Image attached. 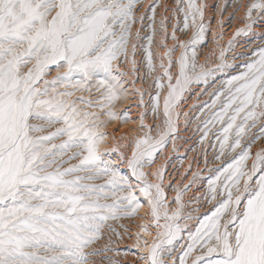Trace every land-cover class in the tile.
<instances>
[{"label":"snow or ice","instance_id":"obj_1","mask_svg":"<svg viewBox=\"0 0 264 264\" xmlns=\"http://www.w3.org/2000/svg\"><path fill=\"white\" fill-rule=\"evenodd\" d=\"M176 2L183 13L179 31L192 33L181 40L174 26L175 43H162V72L154 77L158 91L151 110L154 114L160 110L159 90L165 88L166 78L164 120L156 126L155 136L151 126L141 123L148 131L136 138L127 159L137 180L133 185L103 158L114 149L99 148L105 134L89 120L97 114L83 111L71 97L75 91L90 90L91 80L102 73L97 90L103 89V103L98 107L116 118L111 106L125 93L120 64L129 60L133 36L140 35L139 30L132 31L138 0H0V264H89L98 250H86L101 238L107 221L135 215L141 207L137 189L150 206L153 224L162 229L151 244L144 241L147 255L140 258L146 264H166L163 255H172L180 240L185 243L179 246L178 264H189V258L190 264H264V148L253 154L251 143H244L258 125L264 137V45L257 46L242 70L208 94L210 102H203L196 116L201 142L210 134L215 138V159L235 155L208 179L206 199L217 204L186 238L188 224L180 221L193 217L183 213L182 193L199 174L193 173L175 197L178 207L169 212L163 170L155 173L159 183L150 182L143 170L155 162L169 139L175 141L177 107L184 94L192 85H208L216 73L233 67L225 61L224 49L214 66L198 62L196 46L206 31L204 6L198 0ZM254 11L264 14V0H252L246 11L249 23L234 37L252 32ZM155 12L153 7V34ZM160 28L167 35L163 19ZM152 44L149 36L145 46L149 72L156 69ZM131 46L136 71V44ZM52 67L56 72L48 79ZM74 75L80 78L73 80ZM102 177H107L103 183L91 182ZM218 195L224 198L217 200ZM136 235L139 247L140 234ZM172 264H177V257Z\"/></svg>","mask_w":264,"mask_h":264},{"label":"rangeland","instance_id":"obj_2","mask_svg":"<svg viewBox=\"0 0 264 264\" xmlns=\"http://www.w3.org/2000/svg\"><path fill=\"white\" fill-rule=\"evenodd\" d=\"M217 1L220 2V4L223 7L227 6L228 8L226 10L225 9L222 10L223 8L219 9L217 5L218 3ZM243 1L246 2V4L248 3L247 4L248 6L249 4L252 3V0H247V1L243 0ZM243 1L242 0L241 1L240 0H215V1L198 0V3L204 6L203 19H204V24L206 26L205 39L196 46L198 62L200 64L203 63L202 65H205L206 67L209 66L212 67L216 63L220 62L219 55L221 50L224 49L226 50L224 59L228 64L233 65V67L226 68L223 72L216 73L213 79L210 78L211 85L208 84L210 85V87L207 86L208 88L205 91L206 93L204 92L201 96L198 97L197 100L192 101L193 102L192 108L194 109H190L189 112H187L188 116L184 115L185 112L184 113L182 112L180 114L181 118L179 119L182 120L184 119L183 122H181V124L184 125V129L182 130L183 132L182 131L179 132V136H182V133L184 134L183 138L185 137L184 138L186 143L185 145H187L188 147L186 148L185 151H183L184 153H179L178 155L179 150L178 149L177 151L176 149L174 150V147L172 145L173 140L169 139L167 145L161 150V152H159L155 156V162L150 165L146 164L144 166V171L147 173L146 178L152 183L160 182L157 176L155 175V173L160 169L163 170L162 188L165 193V198L167 201V207L169 209V212H171L172 210L178 207L177 203L175 202V197L178 194V192H180V190L183 189L185 184H188L189 181L192 180L193 173L199 174V179L197 180V182L192 184L186 191H183L182 193L183 213L185 215L191 214L193 217L191 220L188 221L185 220L180 221L181 224L184 223L188 224V229H186L184 232L185 238L187 236V231L188 230L194 231L195 228L198 226L199 220L203 219L205 215H210L211 211L214 210V205L217 204V201H212L211 203H209L206 199L208 195V179L215 174L216 168L221 167L224 164L230 162V157L235 155V153H230L228 158L222 157L221 160H216L215 156L218 154V145L216 147L212 146L216 144L215 138L210 134L208 140L201 142L200 140L201 131L197 127L199 121L196 119V116L199 113V109L200 107H202L203 102L209 101L208 94L212 92L214 88L218 87L223 81L227 80L233 75H236L238 71L242 70L244 62L252 58L253 52L257 50V46L264 45V21H262L264 17L260 18L261 16H264V14H260V16L258 17V13L255 11L253 12V17H255V20L252 23V29H253L252 32H249L246 35L241 34L235 37L229 35L230 38L229 37L227 38V36L225 38H221L222 35L220 36L219 32L217 33L214 32L215 29H213L214 28L213 25H215L216 23L215 20H220V22L222 20H225L223 18L224 17L223 12L226 13L227 10H230L229 8H232L233 5H234L233 9H237L241 5L240 2L243 3ZM230 3L232 4V6ZM248 6L245 9L246 11ZM153 7L156 9L155 25H154L156 29L155 34H153V27H152ZM215 7L217 8L216 10L218 9L219 10L218 11L214 10ZM134 11L137 19L135 24L132 26V31L133 33H135L137 30H139L140 35L138 38L133 36V39L129 44V60L123 61L120 64V70L123 73H125V75L121 77L124 85L125 93H123L120 99L116 101L114 105L111 106L112 110L117 113L116 118L115 119L110 118L106 114L107 109L98 107L99 104L103 103V101L100 99L103 89L97 90L98 87L97 81L103 78L102 73L94 76V78L91 80V82L88 85V89L90 90L75 91L71 99L74 100L77 106L83 111L97 114L95 117H89V120L94 121L98 125L96 129L98 132H102L105 134L103 138L104 144L101 145L102 149L103 150L114 149V151L106 152L109 157L113 155L111 157L112 159L110 160L113 166L118 168L121 175L128 177L129 181L133 185H136L137 180L135 177L132 176L131 170L126 165H127V159L131 156L132 150L134 148L136 138L142 136L148 130V128H142L141 123L143 122V124H145L146 122L145 125L151 126V128L153 129L152 132L154 133V134L152 133V135L155 136V133H157L156 132L157 127L155 128V126L158 124L161 125L164 120L163 111H162L163 107L161 106V102H160V110L158 113L154 114L151 110L153 106V98L156 92L158 91L155 87V82L153 77H156L158 74L162 72V69L159 67L160 55L165 51L164 49L165 47L162 46V43H168L167 45L169 46L175 43V41L172 39L171 36L174 26L177 27V36L181 40L188 39L191 36L192 30L189 29L190 31L187 30L186 32L179 31V29L182 28L183 25V13L178 11L176 0H138V3ZM214 11H216L217 14L214 13ZM246 11L244 12V14H246ZM212 13L216 15L213 16L214 14ZM232 13L235 14L236 11H232L230 14ZM209 16H211L212 19ZM140 17H143V19H140ZM245 17H246L245 19H241L242 21L239 20L241 21L239 22L241 26L238 23L237 26L239 25V27H236V29L242 28L244 27V25L249 23L247 15ZM162 19L164 20V23L167 27V35H165L164 31L160 28V21ZM211 27L213 30L211 29ZM221 27L223 29L225 28L224 30L226 31L227 29L226 27L223 26ZM149 36L153 37L152 51H153L154 63L156 65V69L153 72H149L146 67L145 46L147 45V38ZM243 38L244 39L248 38V39L246 42L243 43L242 42ZM168 39L169 41H166ZM230 39H233V44L231 46L228 45V41ZM210 42L214 44H211ZM132 43L136 44V50L134 56V59L136 61V65H135L136 71L132 70V63H131V59L133 58L132 46H131ZM216 45H218L217 46L218 48L216 47ZM179 51H180L179 49L175 51V53L173 54L174 58L175 56L179 55L178 53ZM207 56L208 58H206ZM200 59L204 60L205 62L201 60L202 62L201 63ZM233 60L235 62H233ZM166 62L167 61H165V63ZM55 72H56L55 67H52L50 75L47 78L51 79L52 76L55 75ZM172 72L173 74L176 73L175 65L172 68ZM79 78H80L79 76L76 75L73 76V80ZM164 83L166 86L167 85L166 78H164ZM202 85L203 83L198 85L194 84L191 86V88L193 89L198 88L201 87ZM137 89H139L140 91L138 92ZM159 91L162 97L163 94L162 91H166V90L162 89ZM141 92L143 93V104L140 103ZM81 96L84 97L83 100L77 99V97H81ZM88 101H91V105L87 103ZM142 114H143V121H141L140 118ZM202 118L203 117H201V119ZM151 124L154 125V127ZM258 126L256 128L251 129L249 136L244 141L245 145H247L249 142L251 143V150L253 154L264 148V137H261ZM213 131H215V129ZM185 135L187 136V139ZM186 140L189 142L187 143ZM238 151L239 149L237 150V152ZM106 153H104V155H106ZM121 154H123V158ZM180 154H182L183 156ZM114 157H117L115 158L117 161L113 160ZM190 157L193 158L192 165L185 166L186 161H188V159L190 160ZM78 159L79 158H77L76 160H72L70 161V163L75 164ZM248 163L250 166L251 160H249ZM67 166L68 164L64 165V167ZM258 175L259 174H257V177H254L253 179L255 180L256 178H258ZM106 179L107 177H102L99 180H95L91 182L103 183V181ZM125 191L127 190L125 189ZM136 195L140 201L141 207L136 211L135 215L120 216L115 220L107 221L102 231L101 238L97 242H95L89 249L86 250L89 252H91L93 248L98 250L90 256L89 264H146V261L144 259H141L140 257L146 256L147 251L143 250V248L140 246V243L144 244V241L147 242L150 241L151 244L153 240L157 237L155 232L158 233L159 228H157L152 222L153 217L151 214L150 206L149 204H147L146 198L139 193L138 189L136 190ZM223 198L224 197L222 195L217 196V200H222ZM111 199L112 198L109 197L108 202H111ZM160 223L163 224L164 220L161 219ZM142 226H146L147 230L152 232L151 235L149 234V236L145 237V235H143L144 231H142ZM137 233L140 234L139 247H136ZM151 236H155V237L153 238ZM183 243H185V240H180L177 242L176 249L175 251L172 252V255H167V254L163 255L164 257L162 258L166 261V264H172L173 257H177V264H178V256L180 254L179 246L180 244ZM190 260L191 258H189V264H190Z\"/></svg>","mask_w":264,"mask_h":264},{"label":"bare ground","instance_id":"obj_3","mask_svg":"<svg viewBox=\"0 0 264 264\" xmlns=\"http://www.w3.org/2000/svg\"><path fill=\"white\" fill-rule=\"evenodd\" d=\"M212 1H215V0H212ZM241 1V0H240ZM243 1V0H242ZM247 1V0H246ZM218 2V1H217ZM209 3V2H208ZM219 3V4H218ZM217 3V5H218V8L219 9H222V10H226L228 7L227 6H222L221 4H220V2H218ZM212 4V3H211ZM229 4V3H228ZM231 4V3H230ZM240 7H238L237 9H233L234 8V5L232 6V4H231V6H232V8H229L230 10H227V12L226 13H224L223 12V18L225 19V20H222L221 22H220V20H215V25H213L214 26V28L213 29H215V33H217V32H219V34H220V36L222 35V37L221 38H225L226 36H227V38L229 37V35H232L233 37H234V33L236 32V27H239V25H240V23L239 22H241L242 20L241 19H245L246 17V14H244V12L246 11L245 9H246V7L248 6L247 4H246V2H244L243 1V3L242 2H240ZM213 5V4H212ZM250 5V4H249ZM209 6V5H208ZM217 7V6H216ZM215 7V9L214 10H216L217 8ZM230 7V6H229ZM210 8V7H209ZM218 9V10H219ZM218 10H216V11H218ZM216 11H214V13H216ZM221 11V10H220ZM232 11H236V13L234 14V13H232V14H230ZM210 12V11H209ZM211 12H212V9H211ZM210 12V13H211ZM209 13V14H210ZM214 13H212V14H214ZM222 13V12H221ZM221 13H220V15H221ZM169 14V13H168ZM217 14V13H216ZM216 14H214L213 16H215ZM234 14V15H233ZM211 15V14H210ZM260 16V14L258 15V17ZM211 19H212V17L211 16H209ZM222 17V16H221ZM262 17H264V16H261L260 18H262ZM207 19V18H206ZM217 19V18H216ZM219 19V18H218ZM209 20V19H208ZM239 20H241V21H239ZM174 21V20H173ZM262 21H264V19L262 20ZM247 22V21H246ZM174 23V22H173ZM239 23V25L237 26V24ZM262 23V22H261ZM212 24V23H211ZM214 24V23H213ZM246 24V23H245ZM172 26V25H171ZM211 26V25H210ZM221 26H223V27H226L227 29H226V31L221 27ZM241 26V25H240ZM245 26V25H244ZM220 28H222V29H220ZM230 28V29H229ZM171 29V28H170ZM211 29H212V27H211ZM212 29V30H213ZM229 30V31H228ZM170 31V30H169ZM190 31V30H189ZM212 32V31H211ZM161 35V34H160ZM216 35V34H215ZM218 35V34H217ZM206 36V35H205ZM218 37V36H217ZM243 37V36H242ZM182 38V37H181ZM226 38V39H227ZM230 38V37H229ZM171 39V38H170ZM242 39V38H241ZM248 39V38H247ZM247 39H244L243 38V40H242V42L244 43V42H246L247 41ZM210 40V39H209ZM249 40H251V39H249ZM166 41H169V39L168 40H166ZM172 41V40H171ZM170 41V42H171ZM241 41V40H240ZM215 42V41H214ZM241 42V43H242ZM173 43V42H172ZM211 43V42H210ZM166 44H168V43H166ZM170 44V43H169ZM211 44H214V43H211ZM172 45V44H171ZM226 45V44H225ZM169 46V45H168ZM218 45H216V47H217ZM212 47V46H211ZM215 47V48H216ZM249 47V46H248ZM155 48V47H154ZM157 48V47H156ZM218 48V47H217ZM162 49V48H161ZM160 49V50H161ZM165 49V48H164ZM156 50V49H155ZM213 52V51H212ZM179 53V52H178ZM206 53V52H205ZM202 54V53H201ZM236 54V53H235ZM212 55V54H211ZM220 56V55H219ZM218 56V57H219ZM159 57V56H158ZM234 57V56H233ZM206 58H208V56L206 57ZM216 58V57H215ZM201 60L202 59H200V62H201ZM209 60H211V59H209ZM202 61H204V60H202ZM245 61V60H244ZM205 62V61H204ZM233 62H235L234 60H233ZM202 63V62H201ZM231 63V62H230ZM240 63V62H239ZM203 64V63H202ZM174 67V66H173ZM210 67V66H209ZM158 71V70H157ZM159 75V74H158ZM129 76V75H128ZM155 76V75H154ZM134 77V76H133ZM132 77V78H133ZM154 78V77H153ZM220 78V77H219ZM213 79V78H212ZM132 83V82H131ZM211 83V82H210ZM214 83V82H213ZM138 84V83H137ZM211 85V84H210ZM210 85H205V84H203L201 87H198V88H190L189 89V91H187L185 94H184V99L180 102V104H179V106L177 107V111L178 112H180V114L183 112H189V110L190 109H194V108H192L193 107V102L192 101H195V100H197L198 99V97L199 96H201L205 91H202V90H205V89H207L208 87L207 86H209L210 87ZM214 85V84H213ZM212 85V86H213ZM128 87H130V86H128ZM166 91H162L163 92V94H162V97H161V106L163 107V96L166 94V92H167V87L165 86V88H164ZM210 89V88H209ZM208 89V90H209ZM207 92H209V91H207ZM206 93V92H205ZM136 100V99H135ZM137 102V101H136ZM199 102V101H198ZM150 103H151V101H150ZM197 103V102H196ZM196 105V104H195ZM193 114V113H192ZM140 118H141V116H140ZM179 118H181V117H179ZM145 120V119H144ZM184 120V119H183ZM183 120L182 119H179L178 120V133H177V136H176V139H175V141H173V143L175 144V147H174V150L176 149V151H177V149L179 150V152H178V155H179V153H184L183 151H185L186 150V148H188L187 147V145H185L186 143H185V140H184V138H183V129H184V125L183 124H181V122H183ZM149 123H151V122H149ZM184 123H186V122H184ZM145 124H146V122H145ZM152 125V124H151ZM162 125V124H161ZM153 127H154V125H152ZM157 126V125H156ZM156 126H155V128H156ZM259 127V126H258ZM195 129V128H194ZM156 130H157V128H156ZM155 130V131H156ZM148 131V130H147ZM152 131H153V129H152ZM180 131H182L181 133H182V136H179V132ZM144 132V131H143ZM157 132V131H156ZM192 132V131H191ZM153 133V132H152ZM154 134V133H153ZM157 133H155V135H156ZM194 134V133H193ZM181 135V134H180ZM140 136V135H139ZM186 136V135H185ZM186 139H187V136H186ZM193 139V138H192ZM171 140V139H170ZM189 140V139H188ZM198 140V139H197ZM259 140V139H258ZM186 142L188 143L189 141H187L186 140ZM173 143H172V145H173ZM104 143H103V141L99 144V148H100V150L102 151L103 149H102V146L101 145H103ZM113 145V144H112ZM213 149V148H212ZM165 150V149H164ZM210 150V149H209ZM118 151V150H117ZM160 152H161V150H160ZM186 152H188V151H186ZM190 152V151H189ZM189 154V153H188ZM180 155H182V154H180ZM113 156V155H112ZM112 156H108L107 155V153H106V155H104L103 156V158L105 159V160H107V161H110L112 158ZM168 156V155H167ZM183 156V155H182ZM185 156H187V155H185ZM165 157V156H164ZM204 157V156H203ZM115 158H117V157H114L113 158V160L114 161H117ZM189 158V157H188ZM167 159V158H166ZM186 159V158H185ZM184 159V160H185ZM192 157H190V160L188 159V161H186V165L185 166H191L192 165ZM180 160V159H179ZM194 161V160H193ZM111 162V161H110ZM181 162H183V161H181ZM205 162V161H204ZM176 163V162H175ZM181 164V163H180ZM161 165V164H160ZM159 165V166H160ZM177 165V164H176ZM200 165V164H199ZM127 166V165H126ZM183 166V165H182ZM206 166V165H205ZM184 167V166H183ZM170 168V167H169ZM202 168H203V166H202ZM176 169V168H175ZM144 170V169H143ZM174 170V169H173ZM185 170V169H184ZM202 170V169H201ZM151 172V171H150ZM183 174V173H182ZM179 175V174H178ZM168 176V175H167ZM180 176V175H179ZM155 180V179H154ZM176 180V179H175ZM180 181V180H179ZM157 182V181H156ZM178 184V183H177ZM188 198V197H187ZM148 204V203H147ZM156 230V229H155ZM159 231H162V229H158ZM151 231H144V234L143 235H145V237H147V236H149V234L151 235ZM155 234L157 235V232H155ZM151 237H155V236H151ZM146 239V238H145ZM152 240V239H151ZM148 243L150 244V241H148ZM140 246L143 248V250L144 251H147V248L144 246V244L143 243H140ZM164 257V256H163Z\"/></svg>","mask_w":264,"mask_h":264}]
</instances>
